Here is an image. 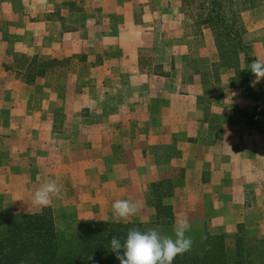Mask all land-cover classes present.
<instances>
[{"label":"crops","instance_id":"0c3cea01","mask_svg":"<svg viewBox=\"0 0 264 264\" xmlns=\"http://www.w3.org/2000/svg\"><path fill=\"white\" fill-rule=\"evenodd\" d=\"M16 2L1 3L13 43L0 60V206L55 180L49 206L76 214L65 228L113 220L117 199L137 206L120 221L145 223L156 220L151 184L166 180L175 223L263 234L264 77L253 83L248 69L250 89L236 84L212 30L180 23L181 0ZM254 13L248 33L264 26L245 19ZM242 53L240 68L245 56L264 61V29ZM16 55L70 62L61 78L27 80Z\"/></svg>","mask_w":264,"mask_h":264},{"label":"trees","instance_id":"16d2710c","mask_svg":"<svg viewBox=\"0 0 264 264\" xmlns=\"http://www.w3.org/2000/svg\"><path fill=\"white\" fill-rule=\"evenodd\" d=\"M5 1H11L15 7L18 5L16 0H0V4ZM227 1H229L228 7L231 8L232 0ZM204 2L209 4L208 12H210L204 23L216 36V45L220 48L219 44L222 41L219 38L221 36L219 28H230L221 13L224 5L220 0H204ZM230 12L233 19L235 14L233 8ZM237 38L239 50L244 52L245 45L241 43L240 37ZM248 60L246 57L245 68L238 71V83L246 90L250 89L247 72ZM45 61L50 62V59H45ZM33 62H35L34 59L31 63ZM233 66L239 68L238 60H234ZM164 183L168 184L166 195H171L170 181ZM162 185L158 182L152 183L150 197L159 195L154 190ZM158 200L159 197L156 200V220L153 224H157L161 218H164L170 228L173 224L171 206H164ZM133 228L142 231L151 229L138 222L106 220L89 221L79 230L60 229L50 206L32 213H13L9 209L0 207V264H120L116 255L110 251V240L113 236L123 240L127 232ZM169 230L172 231L171 228ZM202 240L201 250L192 246L189 252L178 255L172 264L251 263L246 249L244 246L241 247L242 240L238 235L235 237L232 251L227 247L223 234L205 233Z\"/></svg>","mask_w":264,"mask_h":264},{"label":"rangeland","instance_id":"374dc122","mask_svg":"<svg viewBox=\"0 0 264 264\" xmlns=\"http://www.w3.org/2000/svg\"><path fill=\"white\" fill-rule=\"evenodd\" d=\"M224 7L221 10V13L223 14L224 18L226 19L228 25H230L229 29L226 28H219V31H221V43L220 48L216 45L218 48V53H219V58L221 61V64L223 65H232L234 60H238L239 68H236V77H235V83L239 84V77H238V71H240V61H242V52L239 50V43L238 38L240 37L241 43L245 45L244 50L247 47V44L250 43L252 40L259 39L262 35V30L264 29V26H262L261 30L258 32H253L248 33L246 31V25L243 20V16L245 15L244 13L249 12V11H256V13L251 15H248L251 17L254 21L258 17V20H255L254 22L250 21L247 17L245 19L248 20L249 23H253V26L260 24L261 27L262 24L259 22L260 21V16H257V14H264V0H232L231 1V8L235 11L234 17L232 19L231 17V12H230V7L229 1L227 0H220ZM182 2V20L180 21L181 24H183V27H185L188 31V34H194L197 35L200 30L204 28H208L206 26L205 19L209 15L210 12H208L209 9V4L205 3L204 0H181ZM6 4H1L0 5V60H6L7 55L4 53L8 51L4 50L8 45H12L13 40L12 36H4L3 31L7 28L6 24L8 20V15L5 14V9H6ZM19 8L18 5H16V9ZM251 13V12H250ZM213 15V14H212ZM211 16V15H210ZM254 16V17H253ZM176 25V24H175ZM3 34V35H2ZM200 37L196 36L197 42H199ZM215 43H216V36H214ZM217 44V43H216ZM10 47V46H9ZM247 56H245L246 58ZM244 58V59H245ZM45 59H50V62L45 61ZM241 59V60H240ZM248 62H247V67L251 65L253 58L248 56ZM33 60V59H32ZM29 59H24L23 57L16 55L14 56L13 61V72L17 73V76H20L22 79H27V80H32V78H36L37 76H44L48 80L49 78H61L63 76V69L62 66L66 65L69 66L70 58L66 59H55L51 57H39L38 59L34 58L35 62L31 63ZM233 61V62H232ZM31 63V64H30ZM234 67V66H233ZM245 67V66H244ZM249 68H247L248 70ZM166 182V180L158 182V184L162 185L161 183ZM171 185L169 184V187L172 186V194H173V182L170 181ZM166 185L168 184H163L162 186L156 188L154 192H157L159 195L155 197H150V192L146 196V201L148 204H150L152 207L156 206V200L159 197V202L162 205H168L165 203L166 198H169L171 195H166L168 192ZM151 191V190H150ZM78 197L76 196V199ZM157 198V199H156ZM11 200L4 199V203L1 208L9 209L13 213H25V212H35L38 211L39 208L38 206L34 205L33 202L30 200H25L24 197L16 194L13 195V198H10ZM28 201V202H27ZM157 201V202H158ZM170 206V205H169ZM67 208V206H66ZM172 209V206H171ZM156 210V209H155ZM52 212L54 217L56 218L55 220L57 221L56 223L58 224V228L60 229H66L65 227L68 225H75L77 223H74L75 221V213L72 212H64V210H57L56 208L52 207ZM69 214V215H67ZM172 215H173V224L170 226V228L173 230V226L175 224V219H174V212L172 209ZM80 217L78 216V219ZM113 220L110 221H120L119 218L113 217ZM155 221V220H154ZM154 221H147L145 223H142L143 225H146L151 228H158L163 234L166 235H173V231L170 232L169 226L166 224V221L164 218H161L160 221H158L157 224H153ZM128 222H134V221H128ZM252 222V220L250 221ZM245 222L243 224H240L236 227V229L233 232H214L210 228H205V229H195L192 228L191 231L188 233L192 240H193V247L195 249L201 250L200 249V243H202L203 235L205 233L209 234H223L225 238V242L227 247L229 248L230 251L233 250L234 248V241L235 237L238 235L240 239L242 240L241 247L244 246L246 249V253L249 254V258L251 259L250 264H264V232L263 234H258V233H253L251 232L250 227L245 226ZM255 223V221H253ZM151 225V226H149ZM69 229V228H68Z\"/></svg>","mask_w":264,"mask_h":264},{"label":"clouds","instance_id":"9594fccd","mask_svg":"<svg viewBox=\"0 0 264 264\" xmlns=\"http://www.w3.org/2000/svg\"><path fill=\"white\" fill-rule=\"evenodd\" d=\"M255 81L264 77V61H253L250 65ZM62 185L55 180L43 184L34 192L33 204L43 209L51 204V197H59ZM137 206L127 199H117L112 203L113 216L124 219L136 213ZM173 235L163 234L158 228L148 230L130 229L121 240L113 236L110 240V251L116 255L120 264H172L173 260L189 252L193 240L188 233L191 224L186 219H179L173 226Z\"/></svg>","mask_w":264,"mask_h":264}]
</instances>
